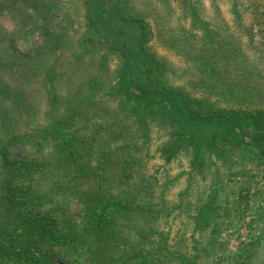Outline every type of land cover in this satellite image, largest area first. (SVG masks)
<instances>
[{"label":"trees","instance_id":"trees-1","mask_svg":"<svg viewBox=\"0 0 264 264\" xmlns=\"http://www.w3.org/2000/svg\"><path fill=\"white\" fill-rule=\"evenodd\" d=\"M107 1L119 22L140 29L132 39L126 34L132 47L117 44L115 82L91 75L57 92L56 80L76 70L69 55L81 57L58 55L65 36L46 29L26 53L11 50L3 63L13 73L30 62L50 109L43 119L36 111L12 117L18 101L33 105L19 95L5 102L10 89L0 76V264H60L53 256L65 264H264V206L249 211L264 201V129L232 135L239 121L264 122V0ZM11 6L0 0V13ZM81 6L80 41L91 51L98 19L91 0ZM60 21L65 28V17ZM33 27L17 30L26 38ZM15 33L5 29L0 42L13 49ZM99 43L108 60L115 45ZM165 121L176 130L155 150L167 161L189 147L200 170L207 155L220 162L215 182L244 178L234 197L218 201L213 191L192 198L185 226L173 223L180 202L166 197L165 180L147 171L154 127ZM189 121L198 123L193 130ZM73 201L80 224L68 212ZM247 214L249 241L231 251L220 232ZM259 226L262 235L252 238Z\"/></svg>","mask_w":264,"mask_h":264},{"label":"rangeland","instance_id":"rangeland-1","mask_svg":"<svg viewBox=\"0 0 264 264\" xmlns=\"http://www.w3.org/2000/svg\"><path fill=\"white\" fill-rule=\"evenodd\" d=\"M34 2L37 3V6H34ZM81 3L82 0H11V9L7 10L3 8L0 13V33L7 29L9 32L14 31L16 35H19L13 40V49L10 47L11 43L9 40L3 43L0 42V76L6 79V85L8 89H10L3 93L8 94L5 95L3 99H5V102H9L13 97L19 95L29 100V103L33 105L30 106L27 102H23V100L18 101L9 111L12 117L29 115L31 112L33 113V111H36L39 119H43L45 115L49 113L50 102L42 84L43 81L33 75L30 69V62H19L13 67L15 69L13 73H10L3 65V63H8L9 60L12 59L11 50L26 53L31 46L32 40L39 41L41 39L40 33L43 32L44 29L51 33L58 35L63 34V36H65L66 41L60 44L56 52L58 55L65 56L69 51H74L81 57V59H75L73 56L69 55L70 60H76L77 62L76 70L69 80V72L66 73L62 79L56 80L57 92L64 94L67 92L69 86L73 87L83 79L89 78L91 75L108 83L116 81V73L120 72L119 68L121 67L120 64L118 65L115 60H113V58H117L121 55V51L117 49V44L125 43L129 47H132L131 41H129L127 35L131 39L138 36L140 33L139 26L135 23L119 22L115 13L109 7L107 0H91L93 15L95 19H98V25L95 26L92 32V38L96 40V45H94L95 49L86 51L85 49L88 47H84L83 41H80V36L85 32L84 27L80 25L83 18ZM47 4H51L52 6V12H49V14H46L47 10L44 7ZM63 16L65 17V21H67L65 28L63 27V22L60 21L61 18L63 19ZM22 17L28 18L29 21L26 23L23 21ZM33 26L37 27L34 28ZM18 27L24 30L28 27H33L34 30H31L32 33L27 34L25 38L20 36L17 30ZM99 40L109 43L111 46L113 44L115 45V49H111L112 55L108 60L100 58L104 51L101 48L103 45L100 43L98 44ZM91 47L90 45L89 48ZM161 51L164 50L161 49ZM169 54L170 53H165V56L170 61L177 63V58ZM136 60H132L131 55H128V59H125L126 62L128 61L131 64H135ZM107 85L108 84L104 87V90L107 88ZM102 92L103 90L100 96ZM0 95L1 99L2 94ZM181 106L182 107L179 106V109H181V112L184 114L185 108L183 105ZM188 123L186 127L190 130H193L192 128L198 124L190 121ZM226 126L229 128L228 123H226ZM250 126L255 129H264V122L253 121L249 124L244 121H239L234 127L232 135L243 137L245 133L250 131ZM155 128H157V132L154 133L152 144L149 145L150 150L155 154L149 158L147 171L149 173L158 171L157 175L160 178L159 180L162 182L165 180L166 197L176 200V203L180 202L178 208L175 209L179 210V212H177V217L174 219L173 223L185 226V209L188 205L192 204V198L197 200L199 198L206 199L207 195L213 191H216L218 201H222L225 197L235 196L233 191L239 190L238 184L244 180L240 174H232L228 178L226 177L223 182L219 180L215 182L214 170L220 162L213 161V158L207 155L203 164L204 168L200 170L199 167L196 168L192 164L193 155L189 147L181 148L176 156L171 157L167 161L163 156L165 154L161 155L162 153L160 154V152H157L155 148L163 144L164 141L172 135L173 131L175 132L176 126L171 124V121H165L161 125H158V127H154V129ZM202 148L205 149V146ZM166 150L167 149L164 151ZM259 184L264 187V178L259 177ZM262 189L264 190V188ZM261 198L257 202H254L255 204L250 205L249 211L253 210L255 207L259 208L264 206V201H262ZM242 208H244V206H242ZM263 208L264 207L260 209L262 210ZM80 210V205L77 201L70 203L68 209L69 215L79 224L81 223ZM248 219L249 214L238 223L221 230L219 237L226 241L229 250L236 251L241 244L248 243L250 238V233H248L246 228L248 226L246 223ZM262 231L263 228L261 226L257 228V231L256 229L252 230V238L256 235H262ZM261 247L262 253H264V244ZM52 260L60 264H65L58 256H53Z\"/></svg>","mask_w":264,"mask_h":264}]
</instances>
